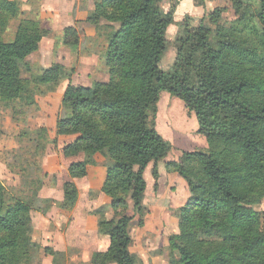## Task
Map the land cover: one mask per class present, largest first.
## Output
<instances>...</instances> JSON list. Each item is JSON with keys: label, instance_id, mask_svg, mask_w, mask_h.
Here are the masks:
<instances>
[{"label": "trees", "instance_id": "1", "mask_svg": "<svg viewBox=\"0 0 264 264\" xmlns=\"http://www.w3.org/2000/svg\"><path fill=\"white\" fill-rule=\"evenodd\" d=\"M251 1L232 0L236 13L244 8L246 13L233 25L217 29L213 43L202 22L194 32L187 29L175 67H192L193 51L201 49L194 85L159 68L173 15L163 12L157 0L94 3L86 21L94 26L106 21L111 27L104 52L109 78L90 86L68 84L62 102L70 116L56 123L59 134H77L64 147V155L92 150L109 160L101 191L110 197L116 218L98 220V233L107 236L109 244L92 253L91 264H134L126 200L130 196L141 214L144 170L172 149L156 128L162 91L194 113L196 132L207 142L206 149L181 150L165 165L185 180L190 193L179 208L178 232L168 238L167 264H264V212L254 208L264 198V0ZM17 14L16 1H0V32ZM220 14L214 9L210 20L217 21ZM64 34L66 44L78 45L74 27L65 28ZM41 39L35 18L20 19L12 40L0 36L2 101L18 99L31 80L56 84L67 76L54 66L31 79L22 77L25 60L38 50ZM69 174L84 176V164L72 163ZM152 175L156 189L157 168ZM75 202L72 183L66 182L60 206L71 209ZM30 210L29 199L13 197L6 203L0 180V264L32 250Z\"/></svg>", "mask_w": 264, "mask_h": 264}, {"label": "rangeland", "instance_id": "2", "mask_svg": "<svg viewBox=\"0 0 264 264\" xmlns=\"http://www.w3.org/2000/svg\"><path fill=\"white\" fill-rule=\"evenodd\" d=\"M14 1L18 4V14L9 21L4 31L0 32L1 38L4 41L12 40L19 20L24 18L39 20L42 29L39 48L26 58L22 77L31 79L44 69L54 66L63 68L67 76L56 84H36L31 80L18 99L11 102L0 99V162L4 165L0 167V180L4 186V198L6 203H9L13 197L30 200L28 235L34 245L29 255H14L9 264H64L62 251L66 249L55 248L53 244L63 245L59 232H56L65 231L69 226L72 230L70 233L72 236L77 225L75 218L73 220L69 216L65 218L66 215L62 216L60 212L69 213L79 198V208L77 209L81 210L83 214H86L89 200L95 198V200L100 199L101 201L103 197H106L111 202L110 197L101 191L103 183L97 188V181L93 182L87 179V171L90 167L101 161L106 166L109 160L92 150L64 155V147L73 143L77 134H59L57 130L53 131L50 127L59 119L70 116V109L62 102V95L68 84L90 86L96 81L108 80L109 73L108 66L104 61V52L107 44V33L111 27L107 26L109 23L106 21H101L97 26L86 21L87 15L93 10L97 0ZM253 2L255 0L249 3ZM157 4L163 12L170 11L173 15V21L165 32L166 47L159 61V68L168 77L177 74L184 78L189 85L196 84L194 66L200 59L201 49H194L192 67L189 69L175 67L177 51L181 41L187 38V29L194 32L202 22L209 29V40L213 43L217 29L233 25L238 18L246 13L245 8L239 14L236 13L232 6V0H157ZM216 8L221 10V14L217 21H211L209 14ZM248 9L249 6L247 5V12ZM67 27L76 29L79 38L78 45L74 46L64 42V30ZM117 27V24H113V28ZM167 95L171 98L168 104L167 101H163ZM159 101L161 103L160 116L162 117L159 119V124L163 125L158 127L160 130L166 127L171 133L182 134L185 131L193 133L197 127L196 117L182 101L170 96L166 91L161 92ZM174 101L182 102L184 106L171 111L170 109L175 106ZM61 135H73L75 138L72 141L69 138L64 141L61 139ZM170 143L172 144L171 141ZM178 146L172 144V149L165 159L160 160L165 169L166 162L173 160L170 159L173 155L178 157L181 150H187ZM206 148L199 149L204 150ZM72 158L73 160L70 161ZM75 162L84 164L85 174L80 178H72L69 174V167ZM159 162L149 165L151 176H153L154 167L158 169ZM155 181L154 179V184ZM66 182L72 183L76 194V202L71 209L60 206L63 200V186ZM150 187L149 185L150 190L148 192L152 193ZM146 196L148 199L146 197L143 199L141 196V205L142 202L143 204H151L153 198L148 194ZM126 201V214L131 217L130 233L139 236L143 230L140 228L147 222L152 224L154 216L149 221V216H145L144 208L141 214H137L130 196ZM110 202L95 207L90 213L96 218V224L100 218H116L110 207ZM254 208L264 212V198L259 204L254 205ZM45 209L51 211L48 219L52 226L50 235L43 238L38 236L37 232L44 224L42 216L39 218V215ZM177 209H172L175 214H169L172 221L169 218L167 223L165 222L167 213L158 209L157 212L161 213L154 214L158 216L154 218L158 223V225L154 224L158 230L151 231L149 229L141 234L146 245L149 241H152L154 246L157 244V251L161 253L155 255L156 264H163V261L167 260L169 256L168 238L178 232L179 207ZM97 210L101 213H97ZM32 212L33 216H31ZM42 213L41 215L46 214ZM75 234L77 235V233ZM163 245L166 250L162 252ZM72 250L74 253H78L79 248L68 250L70 252L67 254L69 260L70 255L72 257L74 254Z\"/></svg>", "mask_w": 264, "mask_h": 264}, {"label": "crops", "instance_id": "3", "mask_svg": "<svg viewBox=\"0 0 264 264\" xmlns=\"http://www.w3.org/2000/svg\"><path fill=\"white\" fill-rule=\"evenodd\" d=\"M161 96V93H160ZM160 98V97H159ZM171 98L167 95V97L164 98L163 101H167V104L170 102ZM181 101V100H180ZM160 101L158 100L157 102V117H156V128L160 132V134L170 140L172 144L174 145H179L178 147L187 149V150H193L199 149V148H206L207 147V142L204 138L203 135L198 134L196 132L197 127L193 130V133H190L188 131L183 132L182 134L177 133H171L167 130L166 127H163V130H160V126H163L159 124V119H160V114H161V109H160ZM174 107L173 109H170L171 111L175 110L176 108H181L183 105L182 102L174 101ZM162 118V117H161ZM165 123V122H164ZM56 124V123H55ZM53 124L50 129L53 131L56 130V126ZM167 125V124H166ZM62 140L67 141L68 138L72 141L75 136H60ZM177 158L176 156H172L170 159H175ZM165 159V158H164ZM163 159V160H164ZM73 160L70 159V161ZM159 162V161H158ZM159 166L157 169L158 172V179H157V189H154V178L153 176L150 175L149 173V165L146 167L144 170V179L146 182V188L144 193L142 194V198L148 199L146 194L150 195V197L153 198L151 201V204H143L142 202V209H145V216H149V221H151L152 216V224H144V226L140 229L141 233L139 236L136 235H131L132 236V244L129 248L130 254L132 256L134 264H156V259L155 255L157 253H161L160 251H157L156 245L154 246L152 241H149L148 245H146L143 242V234L145 230H151V231H157L156 225L157 221L154 218H157L158 216H155V213H161L157 212L158 209H162L167 213L165 215V222H168V219L171 216L169 214H175L172 212V209L178 210L177 207H181L182 205L185 204L187 201L190 193H189V188L185 180L176 172L172 171H167L164 167V164L159 162ZM3 163L0 162V167H3ZM105 172H106V166L103 164V161L100 163H96V165H93L92 167L89 168V171H87L89 181H97V188L100 187L101 183H103L105 179ZM90 185V184H89ZM149 185L151 186L152 193H149ZM148 192V193H147ZM149 197V200L151 199ZM187 197V199H186ZM90 199V197H88ZM186 199V200H185ZM80 200V198H79ZM79 200L74 206L72 210H70L69 213H61L60 214L65 216H69L73 220L75 218L76 221V228L73 231L74 235L71 236L70 233H72L70 227L65 231H57L56 233L59 232L60 238H62L63 245L53 243L55 245V248L61 247L62 249H66L65 251H62L64 253L63 259H64V264H91V255L95 251H104L106 250L109 240L107 236L100 235L97 230V224H96V218L94 217L93 214H90L92 210H94L95 207L100 206L101 204L104 203H109V199L106 197H103L100 201V199H92L89 200V204L87 205L86 208V214H83V212L77 208H79ZM184 202V203H183ZM183 203V204H182ZM154 208V209H153ZM156 208V210H155ZM46 214H43V213ZM42 214L40 213L39 218H41L44 221V224H42V227L39 229L37 232L38 236L46 238V236L50 235L51 231V226L52 223L48 219V216L51 214V211L49 209L42 210ZM35 214V213H34ZM69 214V215H68ZM155 214V215H154ZM36 215V214H35ZM33 216V212L32 215ZM164 216V214H163ZM82 220H81V219ZM78 221V223H77ZM155 221V222H154ZM172 221V220H171ZM80 223V224H79ZM49 226V227H48ZM58 229V228H57ZM160 230V229H159ZM69 231V232H68ZM77 233V235L75 234ZM136 244V245H135ZM152 245V246H151ZM79 248L78 253H74L72 250V253H74L71 257L70 255V260L69 257L67 256L68 253H70L68 250L69 249H75ZM162 252L163 250H166L164 245L162 246ZM57 250V249H56ZM167 260L163 261V264H167ZM25 264V263H24ZM110 264H115V263H110Z\"/></svg>", "mask_w": 264, "mask_h": 264}]
</instances>
